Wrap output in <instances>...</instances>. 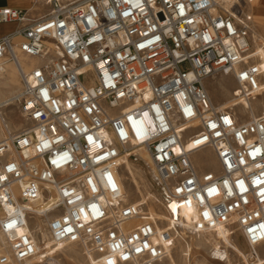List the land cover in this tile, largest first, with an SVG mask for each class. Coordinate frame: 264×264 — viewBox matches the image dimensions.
I'll use <instances>...</instances> for the list:
<instances>
[{"label": "built area", "instance_id": "built-area-1", "mask_svg": "<svg viewBox=\"0 0 264 264\" xmlns=\"http://www.w3.org/2000/svg\"><path fill=\"white\" fill-rule=\"evenodd\" d=\"M49 2L36 19L0 8V23H22L0 37V63L17 65L23 84L0 101V264H51L44 233L83 245L92 264H160L172 241L158 228L170 220L167 237L222 224L264 243V113L251 103L264 69L238 1ZM219 73L236 84L223 107L206 85ZM204 151L216 167L197 163ZM127 162L149 174L168 219L125 199Z\"/></svg>", "mask_w": 264, "mask_h": 264}, {"label": "rangeland", "instance_id": "rangeland-1", "mask_svg": "<svg viewBox=\"0 0 264 264\" xmlns=\"http://www.w3.org/2000/svg\"><path fill=\"white\" fill-rule=\"evenodd\" d=\"M261 2L262 3L260 7L257 8L254 4V0H238V5H234L233 7L234 10L242 8L246 14H249L252 17L253 24L256 28V37L254 45L255 49L257 50L256 55L258 57L259 50L262 49L264 51V6L262 5L263 0H261ZM239 3L243 5H240ZM224 6L226 7L225 4ZM229 6L227 5V7ZM49 7L51 8L50 2ZM261 40L263 42H261ZM7 63L13 64V62L11 61ZM260 63L262 65V68L264 69V63L262 62V60L260 61ZM22 85V79L19 74V78L15 83L9 82L7 86L1 87L2 89L0 90H2L7 95V98H12L14 95L18 94L22 90ZM206 85L215 104L220 105L223 103H230L229 105H231L233 103V91L236 87V84L231 78V75H226L222 73L215 74L208 78ZM10 92H13V94H10ZM3 100L5 99H2L0 101ZM240 103L241 102L235 105L234 108L236 111L241 112L243 114V119L247 121L250 117L252 118V116L249 114V110L246 109L244 105ZM251 103L253 107V114H255L256 116L263 114L264 91L263 93L251 98ZM6 113L7 118L11 124H16L21 121L16 106H11L10 108H8L6 110ZM194 158L197 163L202 167V169H211L216 167L215 155L210 151L198 153L194 156ZM131 166L133 173L131 169L125 167L123 180V183L125 185V193L128 195V200L132 202H138L148 192H151L152 194L156 195V191L151 185V177L144 170V168H142L138 164L132 163ZM148 205H150L151 210L154 207L156 211H158L157 214L160 216V218L164 219L165 212L163 211V208L160 207L156 201L154 202L152 200V197L148 200ZM41 224L42 222L34 220L32 222L31 229L36 232H39L40 230H38V228ZM165 230H168L167 224L165 225V227L159 226V238L165 244H167L168 241H172V246L168 250L167 256L162 260V262H160V264H264V243L259 244L255 248H253L245 241L244 237L238 230L233 231L230 234L229 242H226V240H224L223 238H219L218 234L212 232L207 233L206 235H195L189 233L181 235L177 234L175 235L176 237H174L170 232L171 236L167 237V235L164 234ZM48 238L49 236H47V238L45 236L46 241H51ZM212 238L215 239L213 240ZM215 241L218 242V245L223 251L226 250V256H228L225 260H222V257L219 258L217 256L216 250H214L216 245L214 244ZM190 245L193 250L190 249ZM195 247H198V249ZM255 250L257 251L256 253L259 254V259L255 255ZM54 252L55 254L52 256L56 259L59 264H92V261L86 249L83 245L79 243H69L60 247L59 250H55Z\"/></svg>", "mask_w": 264, "mask_h": 264}, {"label": "crops", "instance_id": "crops-1", "mask_svg": "<svg viewBox=\"0 0 264 264\" xmlns=\"http://www.w3.org/2000/svg\"><path fill=\"white\" fill-rule=\"evenodd\" d=\"M48 1L49 0H0V8L11 7L16 9L29 10V16L33 19H36L48 12L50 8ZM261 3V0H254V4L257 8L260 7ZM262 5L264 6V0ZM21 25V22L0 23V37L2 35L14 32ZM5 65L0 67V89H2L1 87L3 86H7L9 82L15 83L19 78V74L16 70L17 67L15 66V64L7 63V65ZM13 66L16 68L14 69ZM10 94H13V92H10ZM6 96L7 95L2 90H0V100L6 99Z\"/></svg>", "mask_w": 264, "mask_h": 264}, {"label": "bare ground", "instance_id": "bare-ground-1", "mask_svg": "<svg viewBox=\"0 0 264 264\" xmlns=\"http://www.w3.org/2000/svg\"><path fill=\"white\" fill-rule=\"evenodd\" d=\"M225 2H227L226 4L227 5H230L231 3H233V0H224ZM238 1V0H237ZM241 2V1H240ZM240 4V3H239ZM240 5H243V4H240ZM231 6V5H230ZM236 6V5H235ZM227 7V6H226ZM258 37V36H257ZM260 39V38H259ZM261 42H263L262 40H261ZM264 43V42H263ZM258 54H259V56H261V58H262V62L264 63V51L262 50V49H260L259 50V52H258ZM7 64V63H6ZM14 64V63H13ZM1 66H3L2 65V63H0V67ZM16 67H17V65H15ZM14 67V66H13ZM16 67H14V69L16 68ZM17 71H18V73H19V70H18V67H17V69H16ZM12 72V71H11ZM15 75H16V73H15ZM14 75V76H15ZM17 79V78H16ZM264 88V87H263ZM7 97V96H6ZM8 99H11V97H8V98H6L5 100H8ZM244 103L246 104V105H248V107H250V102H249V100H244ZM230 103H223V104H220L219 106L220 107H223V106H228ZM253 114V113H252ZM254 116H256L255 114H253ZM127 168H129V169H131L132 168V166H131V163L130 162H127ZM131 171H132V173H133V170L131 169ZM122 183V187H123V190H124V193H125V185H124V183L123 182H121ZM125 199L126 200H128V195L125 193ZM152 197V200L155 202V200H156V196L154 195V194H152L151 192H148V193H146L145 195H144V197H142V199H140L138 202H133V203H140V204H148V200L150 199ZM149 207V209H150V211H151V214H155L156 216H158L159 218H160V216L157 214V212L158 211H156V209L153 207L152 208V210H151V207H150V205L148 206ZM164 211V210H163ZM165 212V211H164ZM183 216L184 217H186V219H187V221L188 222H185V219L183 220V219H181L180 218V220L181 221H183V223H187V224H190L191 222H192V213H191V211L190 210H187V209H184L183 211ZM164 218L165 219H168V216H167V214H166V212H165V215H164ZM172 223H174V221L173 220H170V222H168L167 223V226H170V227H172ZM170 227H167L168 229L170 228ZM171 229V228H170ZM25 231V229H21L20 230V232H24ZM216 233V234H218V236H219V238H223L224 240H226V242H229L230 241V234L232 233V232H230V229L229 228H226L225 226H223L222 224H219L218 225V227L215 229V230H213V231H210V232H208V233ZM183 234V233H182ZM206 235L207 233H203V234H201V235ZM200 235V236H201ZM46 236V238H47V235L44 233V237ZM158 237H159V235H158ZM48 239H50V238H48ZM160 239V238H159ZM213 239V238H212ZM215 239V238H214ZM213 239V240H214ZM51 240V239H50ZM49 241V240H48ZM46 241L45 239H44V243L49 247V249L50 250H52L53 251V253H52V255H54L55 254V250H59L60 249V247H62V246H64V245H67V244H69V243H59V244H55L54 242H53V240H51V241ZM161 241V240H160ZM189 244V243H188ZM214 244H216L215 245V249L214 250H216V254H217V256L219 257V258H221L222 257V260H225L226 258H227V256H226V254H227V252H226V250H222L221 249V247L218 245V242L217 241H215L214 242ZM194 246V245H193ZM53 248V249H52ZM195 248H197L198 249V247H195ZM235 248V247H234ZM190 249L191 250H193L192 249V247H191V245H190ZM253 249V248H252ZM257 251L255 250V253H256ZM257 257H258V259H259V254L258 253H256L255 254ZM49 261H50V263L51 264H59L57 261H56V259L52 256L50 259H49Z\"/></svg>", "mask_w": 264, "mask_h": 264}]
</instances>
